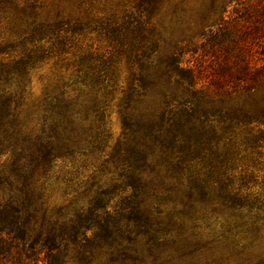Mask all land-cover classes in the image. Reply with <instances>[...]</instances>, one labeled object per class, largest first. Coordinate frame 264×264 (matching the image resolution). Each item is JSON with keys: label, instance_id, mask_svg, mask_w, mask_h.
Returning <instances> with one entry per match:
<instances>
[{"label": "rangeland", "instance_id": "rangeland-1", "mask_svg": "<svg viewBox=\"0 0 264 264\" xmlns=\"http://www.w3.org/2000/svg\"><path fill=\"white\" fill-rule=\"evenodd\" d=\"M209 6V0H162L154 11L148 0L0 3V69H16L19 75L8 77L1 89H12L21 117L28 120L27 111L34 112L45 97L63 94L75 104L69 153L50 170L46 195L53 214L76 224L84 221L92 226L89 237L99 235L111 245L112 250L96 251L92 264H264V221L257 223V236L251 234L254 222L264 219V87L206 105L239 118L222 123L220 140L208 133L205 144L185 153L190 172L182 178L205 182L191 202L184 187L157 181L151 172L153 158L141 170L142 180L124 160L134 156L130 150L140 141L139 126L134 135L124 126L125 95L138 89L141 71L147 82L181 93L165 82L167 66L181 52L183 61L199 58L220 13L206 18ZM138 57L143 63H137ZM146 103L136 105L139 116L152 105L151 100ZM139 116L134 119L142 124ZM210 121L214 124L215 116ZM37 123L41 128V121ZM3 155L0 195L8 194L5 181L9 183L12 164L10 153ZM132 181L144 183L146 193L143 189L145 194L137 197ZM136 205L151 229H167V239L158 247L137 236L144 230L136 222ZM127 230L131 234L124 237L131 241L121 242ZM113 237L128 250L115 247ZM26 251L28 245L21 241L8 243L0 251V263L35 264ZM68 257L69 264H86L72 249Z\"/></svg>", "mask_w": 264, "mask_h": 264}, {"label": "trees", "instance_id": "trees-1", "mask_svg": "<svg viewBox=\"0 0 264 264\" xmlns=\"http://www.w3.org/2000/svg\"><path fill=\"white\" fill-rule=\"evenodd\" d=\"M4 1L0 0V3ZM161 1L148 0V6L152 11L157 10ZM209 1L204 16L211 19L219 10L220 13L205 35L201 55L183 61L181 52L175 54L167 66L165 82L176 86L181 93H174L155 81L147 82V76L144 78L141 71L137 80L139 90L136 87L129 89L122 112L124 126L133 135L138 132L136 127H140L139 147L130 150L134 155L132 158L124 159L132 167V174H138L142 180L140 172L149 158H153L156 162L151 172L157 181L172 180L184 190L186 188L183 193L188 201L203 190L205 182L190 176L182 178L184 173L190 172L185 153L196 150L208 133L220 140L222 123H232L239 118L236 113L211 110L206 105L238 93H256L264 87V0ZM207 57L210 61L205 65L203 61ZM142 59L138 57L137 63H143ZM8 69H0V147L10 153L12 164L11 175L7 178L9 183L5 181L8 194L0 195V251L8 243L21 241L22 245H28L27 259L35 264H69L70 249L78 261L92 264L95 252L102 253L104 248L112 250L111 245L101 241L99 235L89 237L87 234L92 226L87 227L84 221L76 224L66 220L63 214H53L49 206L50 196L46 195L50 170L69 153L67 148L73 137L71 124L75 104L63 94L61 98L45 97L34 112L27 111L29 117L24 116L28 119L25 121L21 117L22 106L12 89H1L8 77L18 75L14 72L16 69ZM152 99L157 105H153ZM148 100L152 105L139 116L136 105L147 104ZM138 116L144 119L142 124L134 119ZM211 116L216 118L214 124L210 121ZM39 121L42 130L37 129ZM5 150L4 153L0 151V156L8 154ZM41 178L46 181L40 184ZM130 186L137 197L146 193L144 183L137 185L132 181ZM158 193L164 194V190L159 189ZM133 210H136L138 228L144 230L137 231V236H145L149 246L158 247L166 241L167 229L164 233L151 229L139 206ZM260 221L264 219H257L254 226ZM259 227H254L251 234L257 236ZM122 234L119 237L121 242L131 241L124 237L131 234L129 230ZM112 244L123 252L128 250L118 243L116 237H113ZM41 254L43 258H40Z\"/></svg>", "mask_w": 264, "mask_h": 264}]
</instances>
